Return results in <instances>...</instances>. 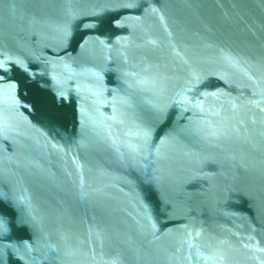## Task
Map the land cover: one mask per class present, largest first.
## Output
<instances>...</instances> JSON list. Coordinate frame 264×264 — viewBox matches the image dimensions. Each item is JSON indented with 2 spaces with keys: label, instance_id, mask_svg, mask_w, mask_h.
I'll return each instance as SVG.
<instances>
[{
  "label": "water",
  "instance_id": "95a60500",
  "mask_svg": "<svg viewBox=\"0 0 264 264\" xmlns=\"http://www.w3.org/2000/svg\"><path fill=\"white\" fill-rule=\"evenodd\" d=\"M0 264H264V0H0Z\"/></svg>",
  "mask_w": 264,
  "mask_h": 264
}]
</instances>
